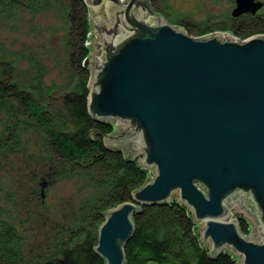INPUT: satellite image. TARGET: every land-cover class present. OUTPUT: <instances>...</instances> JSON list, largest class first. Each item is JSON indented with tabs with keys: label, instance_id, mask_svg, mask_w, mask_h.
<instances>
[{
	"label": "water",
	"instance_id": "1",
	"mask_svg": "<svg viewBox=\"0 0 264 264\" xmlns=\"http://www.w3.org/2000/svg\"><path fill=\"white\" fill-rule=\"evenodd\" d=\"M85 1L100 36L85 63L90 114L118 126L109 148L155 170L133 202L106 212L97 253L106 264H127L135 214L177 200L201 224L213 255L264 264V35L199 38L157 14L150 0ZM234 2L235 18L264 7ZM230 205L252 221L253 237Z\"/></svg>",
	"mask_w": 264,
	"mask_h": 264
},
{
	"label": "trees",
	"instance_id": "2",
	"mask_svg": "<svg viewBox=\"0 0 264 264\" xmlns=\"http://www.w3.org/2000/svg\"><path fill=\"white\" fill-rule=\"evenodd\" d=\"M150 5L194 37L230 33L246 40L264 35V7L257 14L210 18L200 24L175 18L168 0H150ZM52 9L61 10L64 17L69 83L47 84L39 71L23 81L17 62L0 45V160L26 152L34 134L53 180L77 179L94 193L57 224L53 246L38 254L25 251V238L15 224L0 220V264H106L96 251L106 212L133 202V194L149 181L150 171L124 151L109 148L106 138L116 126L90 114L92 73L85 63L91 54L92 23L86 1L0 0V20ZM39 193L43 200L42 189ZM134 222L135 233L126 247L127 264H237L233 254L213 255L202 244L193 213L177 200L143 207ZM240 229L248 236L249 221L242 219Z\"/></svg>",
	"mask_w": 264,
	"mask_h": 264
},
{
	"label": "rangeland",
	"instance_id": "3",
	"mask_svg": "<svg viewBox=\"0 0 264 264\" xmlns=\"http://www.w3.org/2000/svg\"><path fill=\"white\" fill-rule=\"evenodd\" d=\"M168 2L175 18L200 24L210 18L231 16L235 8L232 0ZM66 35L64 17L59 9L22 12L14 20H0V45L8 56L10 54L15 59L25 82L39 71L47 84L64 86L69 83ZM94 36L100 40L92 27L89 45H92ZM90 48L93 52V47ZM117 129L116 125L115 131ZM29 142L26 152L10 154L0 160V220L15 224L25 238V251L38 254L53 246L57 224L63 222L64 217L71 216L74 207L92 195L94 190L77 179L53 180L48 165L42 159L40 139L33 134ZM154 176L153 169L150 179ZM42 180L45 186L41 184ZM41 189L43 200L39 193ZM230 210L233 219L242 216L241 212L235 214L237 207L234 205H230ZM250 224L251 232L247 238L254 235L252 221Z\"/></svg>",
	"mask_w": 264,
	"mask_h": 264
},
{
	"label": "built area",
	"instance_id": "4",
	"mask_svg": "<svg viewBox=\"0 0 264 264\" xmlns=\"http://www.w3.org/2000/svg\"><path fill=\"white\" fill-rule=\"evenodd\" d=\"M242 217H244V219L248 220V221H249V223L251 222V221L249 220V218H248V217H246V216H242ZM236 219H239V216H238ZM250 225H251V224H250Z\"/></svg>",
	"mask_w": 264,
	"mask_h": 264
},
{
	"label": "crops",
	"instance_id": "5",
	"mask_svg": "<svg viewBox=\"0 0 264 264\" xmlns=\"http://www.w3.org/2000/svg\"><path fill=\"white\" fill-rule=\"evenodd\" d=\"M91 23H92V20H91Z\"/></svg>",
	"mask_w": 264,
	"mask_h": 264
}]
</instances>
